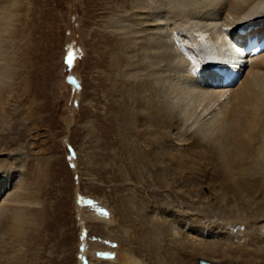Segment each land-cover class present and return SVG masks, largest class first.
<instances>
[{
  "label": "bare ground",
  "instance_id": "6f19581e",
  "mask_svg": "<svg viewBox=\"0 0 264 264\" xmlns=\"http://www.w3.org/2000/svg\"><path fill=\"white\" fill-rule=\"evenodd\" d=\"M31 1L0 0V128L9 124L5 101L25 81ZM92 4V15L107 18L96 42L105 48L100 62H107L110 84L107 129L115 130L121 161L129 166L120 176L167 191L183 181L188 186L180 192L188 198L172 193L167 204L138 200L129 188L119 219L107 209L87 212L78 205L82 229L123 222L118 233L130 247L100 249L83 232L79 264H88V254L113 258L107 264H142L138 250L150 264H182L173 254L162 256L163 236L176 255L189 254L196 264H264V52L244 58L238 41L241 31L264 37V0ZM73 9L80 11L76 4ZM73 26L67 44L76 56L84 32L80 20ZM243 63L248 66L241 82L223 86L216 67L239 69ZM69 91L63 97L77 112L80 92ZM84 128L85 138L94 133ZM15 162L0 157V264H35L28 258L35 249L37 262L46 227L45 164L38 161L30 178ZM221 218L227 223H217Z\"/></svg>",
  "mask_w": 264,
  "mask_h": 264
},
{
  "label": "rangeland",
  "instance_id": "374dc122",
  "mask_svg": "<svg viewBox=\"0 0 264 264\" xmlns=\"http://www.w3.org/2000/svg\"><path fill=\"white\" fill-rule=\"evenodd\" d=\"M94 1L100 0L31 1L25 81L5 101L3 113L9 124L0 128V157L15 158V164L30 178L37 172L38 161L45 164L47 184L42 196L46 227L40 235L37 262L35 249L31 248L28 258L35 264H79L83 232L88 243L100 249L127 245L118 233L121 230L118 225L123 222L108 228L92 223L90 231L86 227L82 229L78 205L87 212L107 209L119 219L121 200L129 198L126 191L129 188L136 192L138 200L167 204L171 202L172 193L188 198L187 192H180L184 186V191L187 189L183 181L167 191L158 189L155 182L144 185L132 179L128 183L120 176L122 172L127 173L129 166L121 161L124 160L123 146L115 130L107 129L110 84L107 62H100L106 58L105 48L97 46L105 33L107 18L100 13L92 15ZM74 4L79 7L78 13L72 10ZM75 19L80 20L84 32L82 48L76 56L68 52L67 44ZM64 89L70 90V95L73 90H79L81 98L77 112L71 111L75 105L72 101H65ZM70 117L73 118L71 124ZM85 126L94 130L86 138ZM149 192L158 195L149 197ZM221 219L217 223H227L226 219ZM226 227L238 230L230 224ZM162 239L163 257L170 258L173 254L182 264H196L189 254L176 255L167 236ZM137 243L133 247L139 248ZM137 253L142 264H150L145 252L138 250ZM98 256L94 258L88 254L85 258L88 264L113 261L111 257Z\"/></svg>",
  "mask_w": 264,
  "mask_h": 264
},
{
  "label": "water",
  "instance_id": "95a60500",
  "mask_svg": "<svg viewBox=\"0 0 264 264\" xmlns=\"http://www.w3.org/2000/svg\"><path fill=\"white\" fill-rule=\"evenodd\" d=\"M201 264H210V263L203 261V262H201Z\"/></svg>",
  "mask_w": 264,
  "mask_h": 264
},
{
  "label": "snow or ice",
  "instance_id": "6c2138e0",
  "mask_svg": "<svg viewBox=\"0 0 264 264\" xmlns=\"http://www.w3.org/2000/svg\"><path fill=\"white\" fill-rule=\"evenodd\" d=\"M69 63H70V61H69Z\"/></svg>",
  "mask_w": 264,
  "mask_h": 264
}]
</instances>
